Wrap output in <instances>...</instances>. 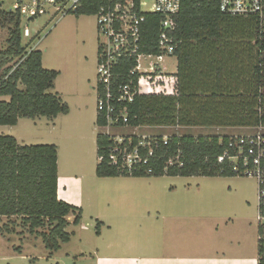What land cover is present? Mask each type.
I'll use <instances>...</instances> for the list:
<instances>
[{
	"label": "trees",
	"instance_id": "16d2710c",
	"mask_svg": "<svg viewBox=\"0 0 264 264\" xmlns=\"http://www.w3.org/2000/svg\"><path fill=\"white\" fill-rule=\"evenodd\" d=\"M98 6V0H81L74 15L93 16ZM0 17L13 27L6 51L0 52V97L9 99L0 101V126L66 115V103L50 93L60 73L42 68L39 51L25 53L17 13L0 11ZM160 20L157 15L146 17L145 53H157ZM174 21L176 72L152 78L147 92H139L128 107L127 127L264 128V10L261 16L231 17L219 11V0H180ZM14 58L23 61L14 70L5 68ZM129 68L123 66L125 72ZM96 124H105L99 115ZM162 138L156 135L159 146L149 164L130 177H237L226 162L218 160L231 137L169 136L166 145ZM108 143L97 136L98 157ZM178 154L182 166H167ZM57 161L55 145L20 146L13 137L0 136V218H20L29 235L48 230L41 236L46 248L54 251L70 238L65 231L67 218L74 215L75 225L81 218L80 209L57 197ZM95 175L129 177L106 161L96 166ZM258 264H264V259Z\"/></svg>",
	"mask_w": 264,
	"mask_h": 264
},
{
	"label": "rangeland",
	"instance_id": "374dc122",
	"mask_svg": "<svg viewBox=\"0 0 264 264\" xmlns=\"http://www.w3.org/2000/svg\"><path fill=\"white\" fill-rule=\"evenodd\" d=\"M13 0H5L1 9L11 10ZM45 9L53 13L52 8L45 4ZM143 11L152 12V0H143ZM27 27L29 37H24L23 29ZM13 27L3 22L0 17V52L6 51L8 39ZM21 45L25 53L30 50L39 51L42 55V68L60 72L50 93L58 94L68 107L66 115L60 114L54 119L40 118L33 120L21 119L17 127L1 126L0 134L27 139L24 145H55L58 148L60 171L67 172L62 177L61 198L71 202L85 200L86 195L97 197L115 193V188L107 183L116 180H101L94 174L99 164L96 138L104 133V129L96 124L97 101V63L96 48L98 34L95 16H40L33 20L21 21ZM17 58L5 63V68L13 67ZM19 61V60H18ZM153 62V60H152ZM143 60L141 68L144 69ZM168 72H176L175 58L160 63ZM0 97V101H8ZM242 129V130H238ZM120 135H162V136H251L264 135V128H220V127H171L149 128L136 130L117 129ZM58 164V162H57ZM82 178V185L74 182V177ZM124 177V176H121ZM126 177V176H125ZM130 177V176H129ZM71 178V180H70ZM162 194L165 204L173 202L175 208L194 212L202 210H218V217L224 218L219 233L227 243V253H235L234 238L244 234L243 246L248 264H257V240L259 231L255 222L257 212V183L248 177L204 178V177H150ZM65 181H69L64 182ZM72 181V182H71ZM151 186V185H150ZM172 190V191H171ZM171 191V192H169ZM160 203V201H159ZM70 204V203H69ZM80 222H73L66 228L70 235L68 242L59 243L55 251L47 249L41 234L48 230H39V234L30 236L27 227L18 218L0 222V264H104L106 244L118 243L126 247L138 242L141 255H150L144 248L150 245V239L144 227L150 226L143 219L142 232L124 231L123 226H113L106 231L97 222L98 212L102 205L95 202L80 207ZM73 216V215H72ZM226 225V226H225ZM250 225L254 231L249 230ZM249 226V227H250ZM246 227L247 231H243ZM149 230V228H148ZM248 233V235H246Z\"/></svg>",
	"mask_w": 264,
	"mask_h": 264
},
{
	"label": "built area",
	"instance_id": "2783aa9c",
	"mask_svg": "<svg viewBox=\"0 0 264 264\" xmlns=\"http://www.w3.org/2000/svg\"><path fill=\"white\" fill-rule=\"evenodd\" d=\"M0 11L17 13L20 20H33L40 16H65L75 14L81 7V0H13L11 10ZM99 6L95 16L97 42V116L104 120L102 137L108 144L103 147L99 163L107 162L120 175L131 176L143 166L149 164L159 142L151 135H120L117 129H128V107L134 102L140 91L147 92L151 79L162 75H173L162 68L160 63L175 58L174 18L180 10V0H152L153 11H143V0H98ZM49 5L53 13L45 9ZM264 0H219V11L231 17L261 16ZM160 17L156 38V54L143 51L144 37L147 33L146 17ZM27 27L23 29L24 37H29ZM32 50L29 51V53ZM145 60L144 69L141 68ZM153 60V62H152ZM23 61V60H22ZM12 67L13 70L22 62ZM129 66L127 72L123 66ZM162 89V88H161ZM136 130L138 128H129ZM133 138L137 140L133 144ZM167 136L162 144L166 145ZM231 149V153L229 151ZM219 162H226L234 175L248 177L257 183V212L255 222L259 231L258 261L264 259V135L231 137L228 149L219 157ZM167 166L181 167L179 154L170 159ZM152 173L151 168L145 171Z\"/></svg>",
	"mask_w": 264,
	"mask_h": 264
},
{
	"label": "crops",
	"instance_id": "0c3cea01",
	"mask_svg": "<svg viewBox=\"0 0 264 264\" xmlns=\"http://www.w3.org/2000/svg\"><path fill=\"white\" fill-rule=\"evenodd\" d=\"M20 122L21 119L13 127H17ZM0 136L5 135L0 134ZM13 138L20 146H30L24 145L28 143L25 142L27 139L19 140L18 137ZM57 162L58 199L67 204L70 203L69 205L81 211L80 207L86 204L91 205L95 202L97 205H102L96 220L101 224L103 230L110 231L116 224L117 226H123L124 231L128 229L134 232H142V225L144 224L142 220L144 219L146 222L149 220L151 223L150 226L143 228L147 230L145 234L150 239V245H147L144 250L148 251L150 255H141L142 247L138 242L133 241L127 247L126 244L121 246L118 243H108L104 252V264H248L250 262L251 259L243 256L246 249L243 246V242H245L244 234L234 238L236 252L227 253L226 240L221 239L222 235L219 233V228L224 218L218 217L216 208L193 213L194 210L190 209L188 211L183 207L186 203H182L181 208H175L173 202L168 201V204H165L162 201V194L158 193L163 191V189L157 190L158 185L154 186L155 183L150 177L133 178L119 176L116 178H101V180H116L114 183H107V185H112L115 188V193L97 197L86 195L85 200L78 203L71 202L60 196L63 190V186H61L62 177H67L69 174L60 171L59 160ZM73 179L77 185L82 183L80 176H75ZM64 182L67 181L64 180ZM12 218L15 217H1L0 222ZM18 219L21 221L20 218ZM74 219V215H70L67 218L69 225ZM247 226L249 230L254 231L250 225ZM242 229L244 232L247 231L246 227H242Z\"/></svg>",
	"mask_w": 264,
	"mask_h": 264
}]
</instances>
